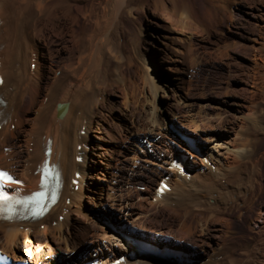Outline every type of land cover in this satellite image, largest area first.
<instances>
[{"label":"rangeland","instance_id":"rangeland-1","mask_svg":"<svg viewBox=\"0 0 264 264\" xmlns=\"http://www.w3.org/2000/svg\"><path fill=\"white\" fill-rule=\"evenodd\" d=\"M35 1L27 0L28 3L17 5L4 3L2 6H5L3 11L11 24L15 49L33 48L36 51L35 45L45 51L41 60L42 72L46 75L39 84L48 82L53 63L66 62L69 57L82 50L90 51L100 42L108 43L106 45L115 52L105 67L106 80L88 93L87 108L95 111L97 117L90 125L91 140L85 145L86 149H91L85 194L77 208L72 206L67 210L70 212H66L69 216L66 215L64 225L67 237L73 243L90 246L98 209L119 198L131 199L135 200L137 209L143 208L145 217L138 224L147 232L137 238L152 243L148 231L156 224L161 225L166 230L162 246L183 255L187 264L195 262L198 255V262L206 261L210 255L215 264H264V213H261L264 211V44L260 47L252 41V37L264 32V27L257 25L255 18L248 14L252 8L264 5V0H124L115 14V0H59L64 6L52 16L39 14L33 6ZM66 11L72 17L65 15ZM182 15L188 16L185 26L178 23ZM170 28L172 32H169ZM58 46H64V51L58 53ZM34 109L35 106L25 103L18 112L29 121L19 129V138L32 123ZM182 128L196 129L211 139H217L219 131L248 135L251 143L247 148L251 154L247 162L249 173L244 172L245 166L239 169L244 168L241 177L246 178L245 181L247 177L254 179V186L247 188L249 195L246 198L250 202L241 198L239 202L218 204L210 212L209 205L214 204L218 193L205 191L208 181L196 179L190 184L195 185L192 189L188 186H183L184 190L180 188V193L175 196L177 201L173 199L178 205L172 199L171 202L156 203L149 197L158 184L156 175L150 174L155 176L152 181H148L145 174L140 180L128 179L125 175L116 179L107 166L108 158L115 155L114 151L104 152V146L113 145L115 151L120 149V143L131 146L134 133L143 138L154 133L172 143L171 138L178 137ZM14 141V138L9 139L10 144ZM17 154L19 156L20 152ZM191 160L196 162V158L191 157ZM202 168L208 172L204 166H199ZM250 172L252 176H249ZM219 173L214 172L210 177L220 176L215 178L216 184L222 181V187L231 189L235 182L227 177L224 168ZM141 194L148 198L140 197ZM188 195L201 197L205 204L201 205L199 201L197 207ZM205 195H208L206 199ZM187 203L193 207H186ZM79 208L85 209L87 215ZM196 208L195 214L193 209ZM189 227L190 231L182 233L181 228L189 230ZM60 246L59 255H65L63 251L67 244ZM201 247L210 251L209 254H199Z\"/></svg>","mask_w":264,"mask_h":264},{"label":"bare ground","instance_id":"bare-ground-1","mask_svg":"<svg viewBox=\"0 0 264 264\" xmlns=\"http://www.w3.org/2000/svg\"><path fill=\"white\" fill-rule=\"evenodd\" d=\"M123 1L124 0H115L114 14ZM28 2L27 0H0V77L2 79V84H0V167L9 171L25 183L24 187L10 186L9 189H20L23 194H30L32 191L39 189L40 173L38 170L46 159L45 150L49 145L51 150L49 156L50 164H55L60 169L63 185L58 203L43 219L33 223L16 220H0V250L11 255L15 260L28 258L31 261L35 260L36 264H84L91 260H95L99 264H187L188 261L180 254L170 257H149L143 254L142 247L140 244H137L140 240L137 237L144 235L143 232H147L145 228H141V225L139 226L140 223L138 224V222H140L139 220L144 217L142 212L143 208L142 210L137 209L135 207V200L131 199L119 198L114 200L111 204L106 205L104 208L102 207L103 209H98L97 215L94 216L96 227L93 226L95 231L92 235L90 246L84 247L85 243L82 244L75 241V243H73L71 241L72 239L67 237V227L64 228V225L67 223H65L67 219L66 212H70L67 210L71 209L72 206L77 208V204L81 202L85 194L84 185L87 175V161L91 157V149H86L85 145H88L91 140L89 136L90 125L94 122L95 117H97L96 113H94L95 111H89L87 108L88 93L93 88L100 87L106 80L105 67H107L108 61L115 56V52L106 45L108 43L100 42L101 44L99 43L90 51L84 52L82 50L75 55L70 53V55H73L72 58L69 57L66 62L61 64H55L51 60L53 63L50 67L52 75H48L47 83L39 84L38 81L42 80L46 75L45 72H42L43 61L41 60V56L45 54V51L35 45L33 46L36 48V51H34L33 48L25 50L15 49L11 40V24L3 11V7L5 6H2L4 3L17 5V3L26 4ZM33 6L39 14L52 16V14L55 13L56 10L62 8L64 4L59 0H36ZM67 12L69 13V11H66L65 15L71 16L67 14ZM248 14L255 18L257 25L264 27V5L258 8H252L251 11H248ZM187 20L188 16L182 15L178 23L185 26L187 25ZM12 29L14 28L12 27ZM169 32H172L171 28ZM29 36L32 35L29 33ZM252 41L262 47L261 45L264 44V32L261 31L258 36L252 37ZM63 47L58 46L56 49L57 52L61 53L64 51L62 49ZM57 73L61 75L57 76ZM25 103L35 106V115L32 123L30 122L23 135L19 138L17 133L27 121H25L24 117L20 116L18 112ZM62 104H67L68 107L65 115L59 118L58 106ZM85 120L86 122L88 121L89 125L88 123L87 125L84 123ZM82 131H84L85 134L82 135ZM218 133L219 137L217 139H211L201 132H197L196 129L189 130L187 128H182L179 133L181 136L179 135L178 137L171 138L172 143L166 141L162 137H157L154 133H148L144 136L145 138L134 133L136 136L131 146L120 143V149L116 151V148L112 147L113 145L104 146L103 150L106 153L109 150L114 151L115 157L109 156L110 158L107 160V166L112 169L113 176L116 179L125 175L128 179L140 180L141 175L145 174L148 176V181H150L155 177L150 174H154L158 177V186L163 177H168V182L165 184L167 191L162 189L165 191L163 192L164 194L157 193L156 191L154 192V190L152 192L151 190L149 191L151 192L149 196L150 199L156 201V203H163L169 200V202H171V199H175V196L178 195L180 188L183 186H188L190 189L195 187V185H191V187L190 184L196 179L207 180V185L204 184V187L205 185L207 186L205 187L207 189L205 191L209 189L211 192L215 191L218 193L217 199L214 198L215 200H213L214 204L209 205L208 208L211 209L209 211L212 212V209L217 208L216 205L218 204L227 205L230 204V202H239L241 198L245 202L249 201L248 198H246L248 194L247 188H252L254 186V182L252 181L254 179H248V174L246 175V181V178L244 179L241 177V173L248 172L247 162L250 160L251 155L247 149L251 144L248 135L244 132L238 134L230 131H219ZM193 135L196 139L193 138ZM182 137L194 139L196 141L198 153L192 152V150L186 146ZM10 138L15 139L12 144L9 143ZM94 138L101 139L98 135H94ZM111 142L112 141H110V143ZM122 142L124 141L122 140ZM18 151L20 152L19 156L17 154ZM191 157L196 158V162H192ZM239 162L244 163L241 164ZM199 166H204V169H207L208 172L203 170V168L199 169ZM241 166H245L244 172L241 171L243 167L241 170L239 169ZM222 168L226 170L227 177L229 176V179L235 182V184L234 182H230L234 184H230L231 189H227L224 186L222 187L221 180V183H219L220 185L216 184L217 179L215 178L220 176H215V178H213L216 180L215 183L210 177L214 172L220 174L219 171L222 170ZM77 175H79V177H77ZM137 175L138 177H136ZM249 176H252L251 172ZM211 179L213 182H211ZM242 188L244 191H242ZM188 196V199L190 198L191 202L196 203L195 205L197 207L200 205L198 204L199 201L202 205L203 199H201V197L196 195L194 197L191 195ZM206 196L208 195H205V199ZM140 197L144 199L148 198V196L143 194H141ZM181 198L179 195V199ZM177 199L178 198L175 200L177 201ZM181 200L183 201V199ZM172 204L170 203V205ZM203 204H205V202ZM164 205L162 204V206ZM175 205H178V203L176 202ZM174 206H172L173 210H175L173 208ZM187 206H190V204L186 205V207ZM177 207L176 210H179ZM157 210L155 209L154 211ZM193 210L195 212L197 208ZM83 212L87 215L85 209H83ZM191 212L190 214H192ZM261 213H264V211L261 210ZM181 229L182 233L183 231H190V227L189 230L185 228ZM165 231L159 224L153 226V229L148 231L151 233L149 238L153 241L150 244H153L160 250L165 248L162 246L166 238ZM191 231H193V229ZM63 243L67 244V246L69 244L70 247H65L63 251L65 255H59L58 249ZM200 249L201 252L199 254L201 255L205 253L209 254L210 252L205 247H201ZM120 258V262L115 263V261ZM196 258L198 259L199 255L196 256ZM196 258L195 262H192V264H215V259L210 255L204 262H198ZM231 262L235 263V260H231Z\"/></svg>","mask_w":264,"mask_h":264},{"label":"snow or ice","instance_id":"snow-or-ice-1","mask_svg":"<svg viewBox=\"0 0 264 264\" xmlns=\"http://www.w3.org/2000/svg\"><path fill=\"white\" fill-rule=\"evenodd\" d=\"M4 181L12 182V177L9 176L7 173L0 172V182H4ZM43 195L44 194L42 192H39L35 194L34 198H29V199L31 200L32 203L39 205L41 203ZM8 199H10L8 196L0 195V201H7Z\"/></svg>","mask_w":264,"mask_h":264},{"label":"water","instance_id":"water-1","mask_svg":"<svg viewBox=\"0 0 264 264\" xmlns=\"http://www.w3.org/2000/svg\"><path fill=\"white\" fill-rule=\"evenodd\" d=\"M66 106H59L58 107V117L59 118H61V117H63L64 115H65V113H66Z\"/></svg>","mask_w":264,"mask_h":264}]
</instances>
